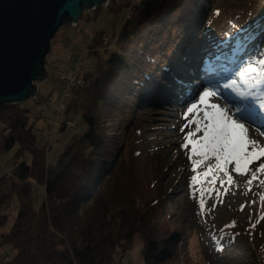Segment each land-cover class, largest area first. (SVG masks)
Here are the masks:
<instances>
[{
    "label": "trees",
    "instance_id": "16d2710c",
    "mask_svg": "<svg viewBox=\"0 0 264 264\" xmlns=\"http://www.w3.org/2000/svg\"><path fill=\"white\" fill-rule=\"evenodd\" d=\"M116 4L117 16L124 8L120 29L112 34L98 29L87 41L94 65L80 68L84 83L73 85L61 115L60 131L67 130L71 113L80 114L86 128L65 143L54 162L48 158L52 145L46 147L35 124L41 116L33 117L26 102L0 105V156L13 152L12 166L0 173V249L12 247L5 264H123L137 234L143 241V264H202L187 250L188 235L171 222L156 135L146 138L136 121L124 125L129 99L147 83L155 62L169 67L167 60L156 58L175 52L173 44L189 27L198 0ZM130 4L131 13L125 15ZM102 8L94 9L95 19ZM189 47L182 43L185 51ZM179 84L173 79L172 88ZM34 183L45 189L38 208ZM14 200L18 210L8 226L6 210ZM34 217L37 254L30 257L22 242L30 230L24 223ZM219 229L213 232L217 237L238 233L235 222ZM255 249L260 261L252 264H264V243Z\"/></svg>",
    "mask_w": 264,
    "mask_h": 264
},
{
    "label": "rangeland",
    "instance_id": "374dc122",
    "mask_svg": "<svg viewBox=\"0 0 264 264\" xmlns=\"http://www.w3.org/2000/svg\"><path fill=\"white\" fill-rule=\"evenodd\" d=\"M127 1L110 0V6L103 7L96 19L93 16L94 10H85L79 24L63 25L52 40L47 56V65L50 67L48 77L38 84L36 97L25 103L34 113L33 117L41 116L35 124L39 127L38 131L43 136L46 147L50 143L52 145L48 154L51 163L56 160L65 143L86 128L80 114L71 113L69 117L73 124L66 122L64 126L67 130L59 129L66 99L61 98L60 88H57V85L64 86L60 81L59 70L69 76L77 63L84 69L94 65V59L89 56L87 41L98 29L105 30L108 34L118 32L124 8L118 10L117 16L116 3L124 4ZM198 4L194 16L189 20V27L180 31L181 37L173 44L175 52L171 49L167 54L156 58V61L167 60L169 67H159L155 62L147 83L129 99L131 111L125 115L124 125L136 121L143 134L145 131L146 138L151 139L149 136L156 135L153 143L160 146L158 153L165 166L163 183L168 196L171 222L188 235L191 245L187 244V250L192 253V258L200 260L202 264H252L260 261L255 248L264 243V183H261L264 181V172L259 171L260 165L264 164V156L250 162L244 173L236 172L234 163L228 165L227 173L216 169V159H205L194 153L193 144L187 139L189 132H194L196 128L195 124L190 123L196 115L188 113L187 109L192 103H198V96L195 100L182 102L190 88H193L194 94L198 91L202 94L204 90H215L205 86L207 84L198 78L197 72L200 67L203 68L201 62L202 65H214V72L220 74L231 69L233 58L237 61L230 73L238 69L240 61L236 55L244 46L234 39L238 32L242 36L255 34V40L247 48V53L252 58L264 55V32H260L258 28V21H264V0H198ZM107 37L109 44L111 38L106 35L105 38ZM183 42L190 45L186 51L182 48ZM206 54L207 58L204 59ZM244 59H249V56L245 55ZM179 72L181 78L176 76ZM234 77L231 79L242 83L241 79L235 75ZM173 79L180 83V87L172 88ZM156 84L160 90L155 87ZM72 87L73 85L71 89ZM36 99L41 101L35 103ZM210 102L218 103L221 107L226 104L220 96L211 98ZM228 107L231 108V105ZM50 113L59 117L53 118ZM238 122L245 124L251 140L264 146L263 133L245 121ZM200 136L202 133H196L191 139L195 141ZM125 137L123 127L120 141L123 142ZM249 151H252L251 146ZM12 155L11 151L0 156V173L12 166ZM206 172L209 175L205 176ZM101 176L92 191L96 189ZM194 176L197 178L195 182L192 180ZM229 176L232 178L231 182ZM213 177L216 178L215 183L212 182ZM32 190L34 206L38 208L44 199L45 189L43 185L34 183ZM17 210L18 203L14 200L6 210L8 226L15 220ZM232 222L240 230L237 229L236 236L227 234L217 237L213 233ZM28 226L29 234L23 238L22 243L26 254L32 257L37 254L34 235L38 230V218L25 221L24 227ZM221 247L222 251L219 250ZM11 248L7 244V247L0 249V264H5L6 253H10ZM142 249L143 241L137 234L132 249L122 263L143 264ZM40 263L44 264L43 261Z\"/></svg>",
    "mask_w": 264,
    "mask_h": 264
},
{
    "label": "snow or ice",
    "instance_id": "6c2138e0",
    "mask_svg": "<svg viewBox=\"0 0 264 264\" xmlns=\"http://www.w3.org/2000/svg\"><path fill=\"white\" fill-rule=\"evenodd\" d=\"M258 28L260 32H264V21H258ZM234 39L244 44L236 55L240 65L235 72L225 78L231 79V76L235 75L242 83L237 86L236 80L223 84L209 82L210 89L215 90H204L202 94L198 91L187 97V100H195L197 96L199 98L198 103H192L187 109L188 113L196 115V118L190 121L191 124L196 125L195 131L189 132L187 139L193 144L194 153L205 159L209 157L216 159L217 163L214 166L216 169L227 173L228 165L234 163L236 172L244 173L248 170L250 162L259 159V156H264V146L251 140L245 124L238 122L247 121L249 124L264 127V55L260 58H252L251 54L247 53V48L255 40V34L242 36L238 32ZM245 55H248L249 59H244ZM237 88L240 90L235 91V94L230 91ZM217 96L223 97L226 101L224 107L210 102L211 98ZM228 105H231V108ZM196 133H202V136L193 141L191 138ZM249 146L252 151H249ZM258 148L259 152H257ZM259 171L264 172V164L260 165ZM204 175L207 176L209 173L206 172ZM196 179L195 176L192 177L194 182ZM215 179L212 178L213 183ZM228 179L231 182V176ZM219 250L222 251V247Z\"/></svg>",
    "mask_w": 264,
    "mask_h": 264
},
{
    "label": "water",
    "instance_id": "95a60500",
    "mask_svg": "<svg viewBox=\"0 0 264 264\" xmlns=\"http://www.w3.org/2000/svg\"><path fill=\"white\" fill-rule=\"evenodd\" d=\"M109 2L0 0V105L32 99L48 77L47 56L59 29L76 26L85 10Z\"/></svg>",
    "mask_w": 264,
    "mask_h": 264
},
{
    "label": "built area",
    "instance_id": "2783aa9c",
    "mask_svg": "<svg viewBox=\"0 0 264 264\" xmlns=\"http://www.w3.org/2000/svg\"><path fill=\"white\" fill-rule=\"evenodd\" d=\"M136 1L137 0H131V3L133 4V2L135 3ZM130 13H131V4L125 9V15H129ZM105 41L108 42V38H105ZM79 71H80V66H78V63H77V66L70 72L69 76H66L65 74L62 73V70H59L60 79H61L60 81L61 83H64V86L57 85V88H60L62 99H65L67 96H69L72 85H75V84L82 85L84 83L82 78L80 77ZM35 97L36 95L32 99H34ZM50 114L53 115V118L57 119L59 117V115L56 116L54 115V113H50ZM67 123L69 125L73 124L71 123V120H68Z\"/></svg>",
    "mask_w": 264,
    "mask_h": 264
},
{
    "label": "bare ground",
    "instance_id": "6f19581e",
    "mask_svg": "<svg viewBox=\"0 0 264 264\" xmlns=\"http://www.w3.org/2000/svg\"><path fill=\"white\" fill-rule=\"evenodd\" d=\"M189 93H192V90H190ZM184 102H187V99H184V101L182 103H184Z\"/></svg>",
    "mask_w": 264,
    "mask_h": 264
}]
</instances>
